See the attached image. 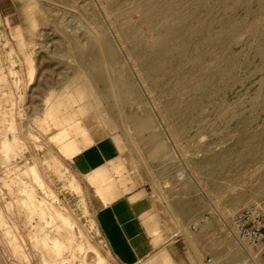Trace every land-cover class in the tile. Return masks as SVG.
Returning <instances> with one entry per match:
<instances>
[{
    "label": "rangeland",
    "instance_id": "rangeland-1",
    "mask_svg": "<svg viewBox=\"0 0 264 264\" xmlns=\"http://www.w3.org/2000/svg\"><path fill=\"white\" fill-rule=\"evenodd\" d=\"M172 7L157 30L142 23ZM175 31L147 75L140 57ZM106 136L160 201L189 197L191 224L208 217L195 245L210 264H264L226 227L234 210L264 211V0H0V264H118L65 160ZM118 166L95 178L120 181Z\"/></svg>",
    "mask_w": 264,
    "mask_h": 264
},
{
    "label": "crops",
    "instance_id": "crops-1",
    "mask_svg": "<svg viewBox=\"0 0 264 264\" xmlns=\"http://www.w3.org/2000/svg\"><path fill=\"white\" fill-rule=\"evenodd\" d=\"M5 14L6 20H16L12 10L7 9ZM69 150L66 163L80 180L88 198V210L92 211L114 261L144 264L151 260L154 264H164L169 258L172 264L213 263L202 255L205 245H195L206 236L202 228L191 231L189 197H183L182 210L170 207L164 198L160 201L154 190L157 184L141 168L137 176L129 174V165L123 159L129 158L127 149L118 138L106 136L83 148ZM118 164L124 169L120 181L113 179L105 184L95 178L100 172L114 178V169H120ZM174 237L176 240L170 242Z\"/></svg>",
    "mask_w": 264,
    "mask_h": 264
},
{
    "label": "built area",
    "instance_id": "built-area-1",
    "mask_svg": "<svg viewBox=\"0 0 264 264\" xmlns=\"http://www.w3.org/2000/svg\"><path fill=\"white\" fill-rule=\"evenodd\" d=\"M207 216L191 225V231L197 232L206 222ZM226 227L242 248L246 259L257 263V258L264 256V211L257 207L234 210L226 220ZM209 262L212 259L208 260Z\"/></svg>",
    "mask_w": 264,
    "mask_h": 264
},
{
    "label": "bare ground",
    "instance_id": "bare-ground-1",
    "mask_svg": "<svg viewBox=\"0 0 264 264\" xmlns=\"http://www.w3.org/2000/svg\"><path fill=\"white\" fill-rule=\"evenodd\" d=\"M198 1V0H196ZM201 2V1H200ZM175 7L167 8L164 10H156L153 8L142 9L141 13L143 15V24L149 25L152 30H157V23L159 21H169L175 12ZM206 12V11H205ZM213 12V11H212ZM205 14V13H204ZM210 15V14H209ZM175 16V15H174ZM172 20V19H171ZM174 20V19H173ZM177 21V20H175ZM174 21V23H175ZM172 23V22H171ZM176 24V23H175ZM181 24V23H179ZM191 24V23H190ZM198 24V23H197ZM195 24V25H197ZM123 30L125 33H129L134 30L130 24H124ZM198 26V25H197ZM234 26V25H233ZM229 34V33H228ZM227 34V35H228ZM217 35V34H216ZM224 35V34H223ZM183 38V31H175L174 33L159 34L157 37V51L153 55L145 56L142 55L139 59L141 66L143 67L145 73L150 74L155 68H158L165 64L166 61L170 59L173 54L175 44L179 43ZM155 40V41H156ZM221 43V42H220ZM222 45V44H221ZM156 48V47H155ZM186 56V55H185ZM139 57V56H138ZM233 63V62H232ZM140 68V67H139ZM152 75V74H151ZM144 76V75H143ZM155 81V80H154ZM157 81V80H156ZM84 86V85H83ZM146 122H139V126L144 125ZM3 142V141H2ZM33 170V169H32ZM36 171V170H35ZM34 171V173H35ZM263 186V185H262ZM21 192V191H20ZM264 193V191H263ZM59 240L55 241V245H59ZM61 245V244H60ZM99 257V256H98ZM102 261V258H100Z\"/></svg>",
    "mask_w": 264,
    "mask_h": 264
}]
</instances>
